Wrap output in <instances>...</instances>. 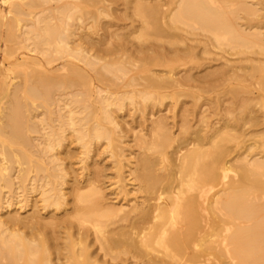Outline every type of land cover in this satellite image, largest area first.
Returning a JSON list of instances; mask_svg holds the SVG:
<instances>
[{
  "label": "bare ground",
  "instance_id": "1",
  "mask_svg": "<svg viewBox=\"0 0 264 264\" xmlns=\"http://www.w3.org/2000/svg\"><path fill=\"white\" fill-rule=\"evenodd\" d=\"M103 1L65 0L59 5L56 4L58 6L54 9L57 13L60 15L63 13L62 18L60 16L54 18L58 21L56 27L49 18L47 20L49 15L43 14L44 6L36 9L41 5L40 0H1V3L6 4L5 16H1L3 23L0 24L8 29L3 33L5 41L19 38L23 34V40L31 37L30 49L41 53L45 51L43 44L55 42L52 46L54 55L52 58H64L65 66L56 67L54 71H63L56 74L47 72L39 61H35L36 66L42 70L41 73L28 69L22 72L20 82L10 83L4 80L3 84L1 83L0 92L4 101L0 98L3 101H0V195L5 192L3 188L10 191L13 186L20 191L38 189L41 195L38 201L42 202L40 208L47 206L58 208L63 204L64 196H73V217L79 225L85 221L91 223L95 233L94 239L99 241L98 249L102 254L96 253L95 249L90 250L91 240L87 232L78 231L75 234L72 230L74 226L70 220L72 210L65 211V216L55 215V217L49 214L45 217L48 218L47 220L43 218L42 220L39 214L40 208L37 209L38 205L32 204L37 210L29 215H19L18 209H11L7 213L6 210L5 215L0 213V264H127L123 257L126 253H130V256L139 260L141 264H264V159L248 158L246 155L226 159L225 156L230 151L226 150V144L235 139L233 134L224 132L219 127V129L212 127L209 133L202 128L192 129L186 119L189 117L186 114L189 110L183 107L180 109L182 121L177 132L178 136L171 133L169 121L165 116L156 118L152 121L149 130L150 139H138L144 151H152L141 152L137 165L130 166V160L124 153L125 145L122 143L121 147L124 148L118 145L120 139L112 130L118 125L112 107L115 105L121 108L119 105L121 98L112 97L111 92L101 95L103 88L98 85L95 87L86 74L87 68L91 69L95 72L97 82L104 81L106 80L104 73L110 71L115 73L116 70L123 71V67L126 68L128 58L134 50L129 51L130 48L125 46L127 41L120 45L114 44L110 48L107 46L103 48V38L93 39V32L90 31L98 28L96 26L99 18L110 17L112 14L109 13L110 4L106 5L117 0H106V5ZM130 2L131 13L140 18L141 27L137 35L146 40L149 35L147 30L150 28L151 36L156 37L154 42L162 38L165 41L162 43V40H158L161 45L156 43L154 45L153 42L154 47L161 48L156 50L158 48L155 47L156 51H153L152 56H147L149 61L146 63L147 66L144 63L135 65L129 59L128 63L136 66L135 72L141 75L143 84L140 83L141 88H139L132 79L127 83V86L132 88L120 94L125 96L130 92L134 96L140 95L143 100L150 99L154 104L156 100L162 101L169 97L170 93L179 94L183 91L192 93L190 88L200 86L198 78L192 80L190 76L174 77L170 74L172 72L162 73L160 69L157 68L156 71V68H152L168 66L171 64L170 60L178 56V51H175L178 47L173 49L172 43L170 44L167 38L177 36L175 39L172 38L173 41L176 42L177 39V42L182 44L184 39L177 30L184 29L182 24H185L191 29L198 28L208 32L214 46L223 44L231 49L236 48L237 53L242 54L246 51L250 55L243 59L238 58L239 62H248L244 66L247 71L242 72L243 65L240 64L235 70L228 68L229 70L223 73L226 75L225 79L234 83L235 88L230 92L236 98L239 112L243 110L245 114L241 112L244 115L242 119L243 116L237 112L236 114H239L236 118L239 119L241 116L243 123L251 120L253 124H264L262 121L264 120V15L258 13L264 11V0L252 2L250 5H257L255 8L246 4L245 0H131ZM90 6L94 8L91 9ZM239 12H242V16H238ZM89 13L91 14L88 17ZM72 14L75 15L74 19L78 23L72 24L73 27L65 22L69 21L68 18L71 19ZM22 15L35 20L33 26L27 30H21L22 27L19 29L15 24L13 26L11 21L15 16L19 18L18 20L25 21L27 18L24 20ZM84 16L92 20L87 19L89 21L86 20L87 23L82 25L81 22L83 23L87 18ZM104 26L100 27L105 28ZM59 27L60 31L57 29ZM28 32H33L37 39L34 40ZM173 32L176 35H172ZM166 39L169 41L170 49ZM165 42L167 44H164ZM175 42L173 45L176 47L179 44L176 42L175 45ZM153 45L150 44L151 47ZM162 45L166 48L163 49ZM162 49L163 51H160ZM181 51L186 56L194 54L193 47L187 44H184ZM182 53L180 52L181 56ZM166 54H169L168 58L170 55L176 56L173 58L170 56L171 59L168 60ZM74 60L81 61L83 66H78ZM99 61H102L100 65ZM114 66L115 68H112ZM101 69L106 71L102 74ZM113 80L114 78L110 83L116 79ZM246 81L248 83H245ZM79 82L85 89L94 88V92L97 93L98 97L94 100L96 105L93 106L97 112L101 111L99 116H95L89 109L81 108L84 107L83 105L78 108L71 105L72 102L78 101L75 96L81 93L78 89L74 92L68 89L75 88ZM243 92H247L248 95L243 97ZM79 101L82 104L85 99L80 98ZM52 104L57 106L58 111L64 106L67 107L66 113L63 114L65 112L63 111L54 118L57 126L68 124L76 133L75 139L88 137V140L81 143V147L86 150L85 155L90 151L88 146L90 140L104 138L110 157H115L116 170L120 171L127 165L131 167L129 171L132 172L130 171L129 174L133 175V180H137L138 185L134 190L140 194L135 198L132 197L134 203L127 211H124L123 206L115 207L114 204L104 202L107 198L103 200V191H100L101 187L98 188L95 183L100 170L94 168L91 173L90 169L93 166L87 168L89 174L85 176L86 180L78 182L79 178L76 181L78 176L74 178L75 185H70L72 188L69 186L72 194L63 192L61 188L63 178L66 172L73 168L69 167L71 164L68 167L67 163L62 164L60 158L49 153L59 145V139L52 137L57 135V132L51 130V132L39 133V128L44 129L49 123L51 112L48 107ZM37 108L40 109L38 113L34 112ZM82 112L83 115L76 118V113ZM39 114L43 116L36 119ZM89 119L95 124L84 132L81 126L85 123L81 121ZM102 121H106L107 126H103ZM235 121L234 123L237 122ZM33 133H38L39 137L32 136ZM177 138H181L180 141ZM36 140L38 141L35 142ZM175 145L176 147L173 148L175 157L171 159L166 153V148ZM262 147H264V139H262ZM156 154L159 157H156ZM44 160L48 161L47 174L39 183L34 175L46 171ZM30 172L35 174L29 177ZM117 176L118 184L114 187L118 188V191L114 193L126 197L131 194V189L119 183V181L123 182L125 175L123 177L117 174ZM47 186L49 190L46 189ZM15 198L18 199L17 196ZM17 199L18 203L22 200V198L18 201ZM1 201L3 203L7 201L0 199L2 210L5 204L2 205ZM6 204L10 205L11 202ZM20 226H24L28 232H24L23 229L22 231ZM59 230H63V233ZM57 232L63 234L64 242L54 234ZM105 256L107 258H104Z\"/></svg>",
  "mask_w": 264,
  "mask_h": 264
},
{
  "label": "rangeland",
  "instance_id": "2",
  "mask_svg": "<svg viewBox=\"0 0 264 264\" xmlns=\"http://www.w3.org/2000/svg\"><path fill=\"white\" fill-rule=\"evenodd\" d=\"M13 1H20V0H13ZM40 1H41V5L37 6L36 9H41L44 7H45V9L47 8L46 10L44 9V11H43L44 12L43 14H47V16L49 15V17H47V20L49 18L50 22L52 24H54L53 26L58 24V21H56L54 18L56 16H57L56 18H58V16H60L62 18L63 13L61 15H60V13L58 14L57 10H55L54 8H55V6H58L59 3L61 4L65 0H56L57 2L54 0L53 1L47 0L46 3L43 2L45 0H40ZM105 1L106 0H104L103 2H105ZM127 1H129V0H117L116 2H113V3L108 2V4L105 2L104 5L107 4L106 6H108L110 4L108 6L109 7V13L112 12V14L110 13L111 14L110 17L101 16L103 18H101V19L99 18L100 23L98 22V24L96 26L98 28L97 29L95 28L94 29L95 31L93 30L90 32H93L92 33L93 39H95V38L98 39V37H100L101 39L103 38L102 39V42L104 44V45L102 44L104 46L103 48H105V46L110 48V47H112V45L114 46V44L120 45V43L123 44L124 41H127L126 43L128 45L126 44L125 46L126 47L128 46V48H130L129 51L130 50L132 51L134 49L131 52L132 54L128 58V61L130 59V61L132 63H134L135 65H139V64L142 65V63H144V65L147 66L148 64H146V63L149 62L147 56H150V55L152 56L153 51L155 52L156 50H159L161 48L160 46H159V48H158V46L157 47L155 46L156 48H158L155 50L154 45H156V44L161 45V43L159 41L162 40L161 42L163 43L165 41V39H163V38L158 39L159 41L157 40L156 42H154V40H156V37L151 36L152 33H150L151 31H150L149 27H147V28H149L147 30L149 35L148 34H147L148 36L146 35L147 41L145 40V38L143 39V37L142 38L139 37L137 34H139V29L141 27L140 26V18H138V16H136V14L133 15L131 13L132 11H130L131 8H129V6H130V4L132 5V3L130 2L131 0L129 1L130 4L127 3ZM152 1H154V0H152ZM256 1H258V0H245L246 4H248V5H250L252 2L255 3ZM56 4H58V5H56ZM42 6H44V7H42ZM250 6L253 8H255V6L257 7V5H254V6L250 5ZM5 8H6V4L1 3V0H0V10L2 9L0 11V24L2 22L1 16L2 15L5 16V10H4ZM90 8L93 9L94 7L90 6ZM241 13L238 16H242ZM258 13L261 15H264V11H260ZM90 14L91 13L87 14V16ZM22 16H24L23 17L24 20L26 18L27 19L25 21H21V20H18L19 18L17 19V16H15L16 18L14 17L13 19H11V21L13 23V26L15 24V25H17V27L19 29L22 27L21 30H27L28 28L33 26L35 20L29 19V17L25 16V15H22ZM22 16H18V17L22 18ZM74 16L75 15L71 16V19L68 18L70 22L67 19H66L67 21H65V22H68L67 24L72 26V24L77 22L76 19H74L75 18ZM87 16H84V18H86ZM72 17H73V20H72ZM88 17L85 20L82 18L84 20L83 23L80 21L82 25L87 23L89 20L90 21L92 20V18L90 19ZM114 17H115V19H114ZM254 18H256V16ZM87 19H89V20H87ZM117 19H119V20H117ZM71 20L73 21V23ZM86 20H87V22H85ZM111 21L112 22L114 21V23H112ZM238 21H242V20H238ZM76 24H78V23H76ZM101 25H102V27L105 25L104 26L105 28H101L100 27ZM182 25H183L182 28H184V29L181 28L182 30H179V31L177 30V32H178V34L182 35V37L184 39V42H183L184 44H187V45L193 47L194 54L192 56H186L182 53L181 49L183 48L184 44L183 43L181 44V42L178 43L177 39H176V42L179 45H177V43L175 41H173V39H175L177 36L175 38H174V36L173 37L171 36L170 39H169V37L168 38L165 37L168 40H170V44L172 43L171 47L173 49L174 48L176 49L178 47L175 50V51H178V54H177L178 56L170 55L172 58L175 56L177 58L175 57L174 59L170 60L171 64L168 66H166V65L161 66V67H159V66L155 67L154 66L152 68L153 69L156 68L155 69L156 71H158V69H160L159 71H161L162 73L163 72L164 73L172 72L170 74H172L174 77L190 76V78L192 80L195 78H198L200 81V84H199L200 86L198 88L197 87L196 88H190V92H192V93H189L188 91H185V92L183 91L182 93H179V94L178 93L177 94H171L170 93L169 97L164 98L162 101L161 100L157 101L155 99L156 102L154 104H152L150 99L143 100V99H141L140 95L134 96V95L130 94V92L125 94V96L120 94V92L123 93V91H124V93H125V91L127 92L132 88L131 86H127V83L132 79H134L132 82L137 83L139 88H141L140 83L143 84V80H142L141 75L139 76L135 72L136 66L131 65L130 63H128V61L126 63V68L121 65L124 68V70L122 69L123 71L116 70L115 73H114V71H110V72H107V73H109V75H108L107 73H104V71H106V70L101 69L100 72L102 74L104 73L103 74V76L105 75L104 79L106 78V80H104V81L102 80L101 82H97L95 72L86 67L87 68L86 74L90 78V82L94 86L98 85L101 87V89L103 88L102 89L103 92L100 93L101 95H104L106 93L109 94V92H111L112 97H120L121 98L119 101L120 102L119 105L121 106V108H117V106H115V105L112 107L114 110L113 114L116 115V120L118 121L117 122L118 125L114 129L112 128V130H113L114 134L116 136H118L120 139L119 141L121 142V144H120V142H118V145L120 147L122 146V143L125 145L124 153H125L126 158H128L130 160V166H136L137 165V160H138V157L141 154V152L150 153L152 151V150H150V151L145 150L144 151V149L141 148V146L138 142V139L139 138H144V139H148V140L150 139V131L149 130L151 129V125L153 124L152 121L153 120L155 121L156 118H158L160 116H162V117L165 116L167 121H169L168 125L171 128L170 129L171 133L174 136L177 135V132L180 129L179 127H180V124L182 121L181 120L182 118L180 115V113H181L180 109L183 107L184 108L186 107L185 109L189 110L186 113L189 117L186 116L187 117L186 119L188 121V124L191 125L192 129H193V127L196 128V129L194 128L195 130H199L200 128H202L203 131L207 130L208 131L207 133H209V131L212 127H217V128L219 127L221 129H223L222 131L231 133L235 136L234 140L227 142V144H226L227 146L224 145V146H226L227 151L230 150L229 153H227L228 156L227 155L225 156L226 159L227 158L228 159H230V158L234 159L236 157H241V156H245V155L248 158L249 157H251V158L256 157V158L264 159V157H262V156H264V147L261 148L262 139H264V124H262V123L253 124L251 122V120H249L246 123L245 122L243 123V120H241L240 118H241V116H243L242 119L244 118V115H245L244 111L242 110L244 115H242V113H241L242 111L239 112L240 109H239V106L236 104V98H235L234 94L232 95L230 92V90L233 91V88H235V85H234V83L229 82L227 79H225L226 75L223 73V71L227 72L229 70L228 68H230L231 70H235V67L239 66L240 64L243 65L242 72L247 71V68L244 66L247 65L248 62H246V61L239 62L238 58L243 59V58L247 57V55L248 56H250V55L246 51H243L242 54H240L239 52L237 53V51L235 50L236 48L231 49V48H228V46H225L223 44L222 45L215 44V46H216L215 47L213 42H211L213 40H210L211 36L208 32L203 31V30L198 29V28H195V29L192 28L191 29V27H189V26L186 27L187 25L185 26V24H182ZM1 26L3 27V24L0 25V27ZM56 27H57V25H56ZM66 27H68V26H66ZM1 28H0V80H1L0 85H1V83L3 84L4 80L6 82H10V83L11 82H20V80L22 79V76H21L22 72L25 70H28V69L34 70L38 73H41L42 70L36 66L35 61L36 62L39 61L40 64L45 68V70L47 69V72L51 71V72H54L56 74H60L63 72V71H54V69L56 67L63 68L65 66L64 65V58H61V59H58L57 57L52 58L54 56L52 54L53 53V51H52L53 47L52 46L55 45V42H50L51 44H43L42 47H44L45 51L41 53L37 50L30 49L32 47L31 37H30V39L23 40V34H21V36H19V38H21L23 41H21L18 37L14 38V39L12 38L13 39V40L11 39L12 41L11 40L5 41L3 33L8 31V29L6 28V26H4L2 30H1ZM57 29L59 30L60 27ZM28 35H31L34 40L37 39V37L33 35V32H28ZM172 35H176V34H174V32H173ZM12 36H14V35H12ZM136 36H137V38H136ZM162 37H164V36H162ZM157 38H160V37H157ZM168 40H167L168 48L170 49V47H169L170 44H169ZM94 41H96V40H94ZM153 42H154V45H153ZM173 42L176 43L175 44V45H177L176 47L173 45L174 44ZM167 43L165 42L164 44H167ZM150 44L153 45V47H151ZM163 45H162L163 49L166 48V47H164L165 45L164 46ZM204 45H207V47L206 46L204 47ZM204 48H206V49L204 50ZM46 49H47V51H46ZM150 49H152L151 50L152 52H150ZM163 49L160 51H163ZM167 50L165 53H167ZM49 51H52V52H49ZM180 52L182 53V56H181ZM244 52H246V53H244ZM127 54H128V50H127ZM129 54H130V52H129ZM172 54H173V52H172ZM167 55H169V54H166V56ZM170 56H169V58L171 59ZM167 58H168V56L166 57V59ZM169 58H168V60H169ZM74 61L78 66H83L81 61H78V60H74ZM23 62H25V63L23 64ZM100 63H102V61H99L98 64L100 65ZM128 67H130V68H128ZM112 68H115V66ZM168 68H170V69L172 68L171 71H170V69L168 70ZM120 72H122L124 74H122ZM94 76H95V79H94ZM107 77H109V79H111V80L107 79ZM221 77H223L224 79H222ZM113 78H114V80L116 79L115 80L116 82L113 80L114 82L110 83V82H112ZM245 83H248V82L246 81ZM105 84H107V85H105ZM108 84L110 86H108ZM77 89L79 90V92L81 94H78L77 96H75V98L78 101L72 102L71 105L75 108H78V106L80 107L81 105H83L84 107H81V108H83V109L85 108L86 110L89 109V110L94 112L95 116H99L101 114V111L97 112L93 106V105H96L94 100L97 99V97H98L97 93L94 92V88L91 90L90 89L88 90L87 88L85 89V87H83V85H81V82H79V83H77L75 88H70V89H68V91L73 90V92H74V90H77ZM188 93H189V95H188ZM119 95H121V96H119ZM153 95L151 97H153ZM246 95H248L247 92L242 93L243 97H246ZM154 97H156V95ZM0 98L2 99L1 92H0ZM80 98L85 99V101L82 102V104L79 101ZM2 100L4 101V99H2ZM2 100H0V101H2ZM48 108H50V112H51L49 123L47 125H45L44 129L39 128V133L43 134L45 131L51 132V130H55L57 132V135H52V137H57L59 139V145L55 146L53 149H51L49 151V153H53V155H56L58 158H60L62 164L67 163L66 164L67 167L69 164H71V165H69V167L72 166V168H73L72 169L70 167L72 170L65 168V169H68L70 171H67L68 172V173L66 172L67 176L65 175V178H63V184L61 186V188L63 189V192L65 194L69 193L68 195L72 194V191L69 189V186L72 184H73L72 186L75 185L76 182L73 181L74 178H76V176H78L76 178V181L79 178L78 182L79 181L82 182L81 180L84 181V179L86 180L87 174H89V172H87V170H88L87 168H90L93 166L90 169L91 173L93 172L94 168H96V169L98 168L100 170V173L98 174V177H97V180L95 181V183L97 184L98 188L101 187L100 191H103V195H102V197L104 198L103 200H105L107 198V200H105L104 202L111 203L112 205L114 204L115 207L116 206H120V207L123 206L124 211H127L129 206H131L134 203V198L136 196H138V194H140L134 190L135 189L134 187H137L138 185H137V180H133L134 179L133 175L131 176V174H129L130 171L132 172V170L129 171V169L131 167L127 165V166H123V168L120 171L116 170L115 157H110L109 148L107 147V143H106V140L104 138L90 140L88 142V146H89L90 151H89L88 155H85L84 152L86 150L84 147H81V143H83V141L88 140V137L82 136L81 139H75L76 133L74 131H72V128L68 124L63 123L62 126L59 127V126H57V122L54 119V118H57L59 116V113H62L63 111H65L67 107L64 106V108H62L61 111H58L57 106L55 107V105L52 104ZM39 111H40V109L37 108L36 111H34V112L38 113ZM237 112H239L241 114V116L239 115L240 116L239 119L236 118V116L239 114V113L236 114ZM64 113H66V111L63 112V114ZM248 113L251 114L249 110H248ZM249 114H247V116ZM81 115H83V112L81 114L76 113V118L81 117ZM42 116L43 115L39 114L36 119L41 118ZM233 117L236 119L237 122L235 121V119H233ZM230 119L232 121L234 120L236 123H234V121L232 122ZM262 121H264V120H262ZM81 122L85 123L84 125L81 126L82 128H84V132H86L92 124H95V122H93L92 119L82 120ZM240 122H241V124L242 123L243 124L241 125ZM172 123H176V124L173 125ZM102 125L107 126V122L102 121ZM77 127H78V125L75 126V128H77ZM33 134H31V135L39 137L38 133H33ZM40 137H41V135H40ZM177 139L180 141L181 138L180 139L177 138ZM37 141L38 140H36L35 142H37ZM173 143L179 144V142H177V143L173 142ZM180 144H181V142H180ZM249 144H250V146H249ZM174 147H176V145L173 147H170L172 150L170 148H166V153L169 155V157L171 159L173 157H175V155L173 154L174 153V151H173ZM121 148H124V146ZM126 151H127V153H126ZM153 154L155 156V153H153ZM259 156H261V157H259ZM33 157H35V155H33ZM156 157H159V156L157 155ZM63 158H65V159H63ZM159 159L160 158H158V160ZM44 164L46 167V171L41 172V173H36V174H35V172H30L31 175H29V177H31L33 174H35L34 175L35 180H37L39 183L42 182L43 176L45 174H47L48 161L44 160ZM63 167H65V165ZM132 169H133V167H132ZM82 173L85 175H83ZM117 174H119L120 176L123 175V177L125 175L124 178L122 177L123 182L119 181V183H121V186L126 185L125 187L131 189V192H130L131 194H128L126 197L123 196L124 198L122 196L114 193V192L118 191V188L114 187V186H117V184H118V183H116V181L118 179ZM229 174H231V173H229ZM82 175H83V177H82ZM125 178L127 179L126 180L127 182H128V178H129V182H128L129 184L125 181ZM26 183H27V181H26ZM28 183L30 184L29 181H28ZM3 189L5 190V192L1 191L2 192L1 195L3 197L0 195L1 196L0 199L3 198L4 202L7 201L6 203L11 202V204L8 205V204L3 203L1 201L3 203L2 205L5 204V206L2 207L3 209L2 210L0 209L1 210L0 213H2L3 215H5L11 209H18V213L21 216L29 215L33 211L40 208V204H42L41 201H38L41 197L40 190H38V189L33 190V191H28V190L24 189V190L20 191V189L14 188V186H13V188L10 189V191L5 189V188H3ZM14 189L16 190V192H14L15 191ZM46 189L49 190L50 188L48 187ZM87 190H89V189H87ZM87 190H85V191H87ZM83 191H84V188H83ZM133 194H134V196H133ZM135 194H137V195H135ZM15 196H17L18 199L15 198ZM64 197L65 198L62 201L63 204L58 208H54L52 206L40 208L39 214H40L41 219L42 218L46 219L45 217H48L49 214H53L54 216L57 215V217H60L63 215L65 216V214H64L65 211L71 212V210H72V213L70 215V220L72 222V225H74V226H72L73 227L72 230L75 231V234L78 231L79 232H84V231L87 232L88 238L91 240L90 241V243H91L90 250L95 249L94 251L96 253H98L99 255L102 254V251L98 249V242L99 241L96 238H95L96 240L94 239L95 233H94V230H93L91 223H89V221H87V222L85 221V222H83L82 225H79L76 222L75 218L73 217V215H74L73 200H72L73 196L71 197V195H70L68 197H66V196H64ZM132 197H134V198H132ZM139 197H140V195H139ZM21 198H22V200H21ZM129 198H131V199H129ZM16 199H17V201L18 200H21V201L18 203V202H16ZM14 202H16V204ZM12 203H13V205H12ZM64 203H65V205H64ZM32 204L38 205V207L35 206L37 209L34 206H32ZM6 205H8V206H6ZM21 205H22V207H20ZM77 205H79V204H77ZM80 205H83V204L80 203ZM17 207H20V208H17ZM5 211H6V213L4 214ZM12 211H15V210H12ZM50 217H52V215ZM41 219H39V220L42 221L43 219L42 220ZM49 219H51V218H49ZM44 221H42V222H44ZM20 228H21V230L23 229L24 232H26V233L28 232V230L24 226H20ZM59 232L63 233V230L62 231L59 230ZM57 233H54V234L56 236L58 235L59 237H57V238H59V240L61 241L62 238H64V236L62 233H61L62 235L60 233H58V234ZM62 241L64 242V240H62ZM115 250H117V249L115 248ZM133 255H135V254L133 253ZM123 257L126 259L127 264H141L139 260L131 257L130 253L124 254ZM104 258H107V256H105Z\"/></svg>",
  "mask_w": 264,
  "mask_h": 264
}]
</instances>
